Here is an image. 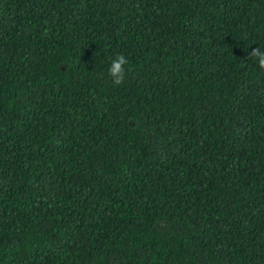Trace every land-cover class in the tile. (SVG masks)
Segmentation results:
<instances>
[{
  "label": "trees",
  "instance_id": "16d2710c",
  "mask_svg": "<svg viewBox=\"0 0 264 264\" xmlns=\"http://www.w3.org/2000/svg\"><path fill=\"white\" fill-rule=\"evenodd\" d=\"M257 47L264 0H0V264H264Z\"/></svg>",
  "mask_w": 264,
  "mask_h": 264
},
{
  "label": "clouds",
  "instance_id": "9594fccd",
  "mask_svg": "<svg viewBox=\"0 0 264 264\" xmlns=\"http://www.w3.org/2000/svg\"><path fill=\"white\" fill-rule=\"evenodd\" d=\"M247 58L254 59L259 69L264 71V50L260 47L254 48L248 53ZM127 65V58L123 55H118L111 61L108 68V75L111 77L114 86H120L124 81Z\"/></svg>",
  "mask_w": 264,
  "mask_h": 264
}]
</instances>
